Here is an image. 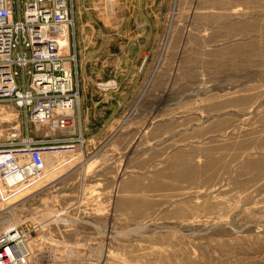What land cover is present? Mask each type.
<instances>
[{"label": "rangeland", "instance_id": "1", "mask_svg": "<svg viewBox=\"0 0 264 264\" xmlns=\"http://www.w3.org/2000/svg\"><path fill=\"white\" fill-rule=\"evenodd\" d=\"M77 6L82 138L0 183V233L31 264H264V0ZM17 114L0 107V140Z\"/></svg>", "mask_w": 264, "mask_h": 264}, {"label": "built area", "instance_id": "2", "mask_svg": "<svg viewBox=\"0 0 264 264\" xmlns=\"http://www.w3.org/2000/svg\"><path fill=\"white\" fill-rule=\"evenodd\" d=\"M74 11L75 0H0V107L13 106L23 124L0 140V183L8 188L43 172L44 159L56 150L74 147L57 137L82 138L75 126L80 88L70 51ZM44 126L48 132L34 139ZM29 250L16 228L0 233V264H31Z\"/></svg>", "mask_w": 264, "mask_h": 264}, {"label": "crops", "instance_id": "3", "mask_svg": "<svg viewBox=\"0 0 264 264\" xmlns=\"http://www.w3.org/2000/svg\"><path fill=\"white\" fill-rule=\"evenodd\" d=\"M75 3H76V12H75V14H76V19H78L79 20V16H77V14L79 15V12L77 11V9L79 8L77 5H78V3H79V0H75ZM121 39L122 40V42H126L127 44H129V35L127 34V35H116V36H112L111 38H108L109 39V41L111 40V41H114V40H116V39ZM108 41V42H109ZM81 82H82V98L80 99V106L81 105H84L85 106V108H84V110H83V114H85V111L87 112V115H88V108H87V106H88V104L86 103V99H85V96L83 97V92H84V89H83V87H84V78H83V76L81 75ZM79 106V107H80ZM86 109V110H85ZM80 113V112H79Z\"/></svg>", "mask_w": 264, "mask_h": 264}, {"label": "bare ground", "instance_id": "4", "mask_svg": "<svg viewBox=\"0 0 264 264\" xmlns=\"http://www.w3.org/2000/svg\"><path fill=\"white\" fill-rule=\"evenodd\" d=\"M67 42H68V38L65 40V45H67ZM107 87V86H106ZM48 158V160H49V162L47 161V159H45V165H46V167H49V165L52 167V165H53V167L55 166V164H56V156L55 155H51V156H48L47 157ZM48 162V165L46 164ZM45 167V168H46ZM47 169V168H46ZM20 178V177H19ZM19 180V179H18ZM8 182H12V180H9ZM17 187V186H16ZM62 213H63V211H62ZM55 215V214H54ZM60 214H58V215H56V217L57 216H59ZM55 217V218H56ZM63 222V221H62ZM9 228H6L5 230H8V229H15V227L14 226H12V225H10V226H8ZM29 249H30V245H29ZM30 251V255L32 256V258H33V255H32V252H31V249L29 250ZM31 258V259H32Z\"/></svg>", "mask_w": 264, "mask_h": 264}]
</instances>
